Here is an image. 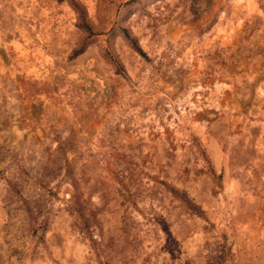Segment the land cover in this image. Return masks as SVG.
<instances>
[{"label": "rangeland", "instance_id": "1", "mask_svg": "<svg viewBox=\"0 0 264 264\" xmlns=\"http://www.w3.org/2000/svg\"><path fill=\"white\" fill-rule=\"evenodd\" d=\"M76 1L151 60L115 36L125 80L104 34L70 57L65 1L0 0V264H264L261 0Z\"/></svg>", "mask_w": 264, "mask_h": 264}, {"label": "trees", "instance_id": "2", "mask_svg": "<svg viewBox=\"0 0 264 264\" xmlns=\"http://www.w3.org/2000/svg\"><path fill=\"white\" fill-rule=\"evenodd\" d=\"M56 2H63L65 1L71 9L75 13V25L78 28V30L82 33V39L80 42L76 44L75 47H73L70 51V57L73 58L80 54L86 46L91 43L94 39H96L99 35L104 34L105 35V42L106 45L102 49V57L104 60L111 66L113 73L118 75L119 77L128 80V76L126 74V71L123 67V64L120 62V60L116 57V55L113 53L110 44L111 40L115 36H119L129 47V49L134 52L136 55L139 56L140 59H142L145 62H150V57L145 53V51L140 47L137 39L135 36L131 34L129 29L123 24V21L125 19V9L122 10L121 13H119L115 19L113 20L111 26L109 29L105 32H102L100 30H97L93 28L86 16L85 9L77 2L76 0H55ZM262 7L264 9V0H261ZM199 154L201 156V159L203 161V164L205 166V170L207 174L211 177L213 182L216 185H219L221 175L220 173H216L211 161L204 151V149H199ZM70 168L67 169V173H70ZM117 182L121 187H125V184L123 183V179L119 178L117 179ZM160 184L163 185V188L174 198L176 199L182 206H184L187 209H193V203L188 199L185 191L183 189H177L164 180L159 181ZM79 214L81 218L84 220V216L82 214L81 209L79 210Z\"/></svg>", "mask_w": 264, "mask_h": 264}]
</instances>
